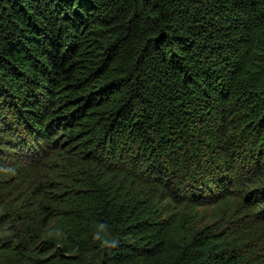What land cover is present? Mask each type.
<instances>
[{"label":"trees","instance_id":"1","mask_svg":"<svg viewBox=\"0 0 264 264\" xmlns=\"http://www.w3.org/2000/svg\"><path fill=\"white\" fill-rule=\"evenodd\" d=\"M0 264H264V0H0Z\"/></svg>","mask_w":264,"mask_h":264},{"label":"rangeland","instance_id":"2","mask_svg":"<svg viewBox=\"0 0 264 264\" xmlns=\"http://www.w3.org/2000/svg\"><path fill=\"white\" fill-rule=\"evenodd\" d=\"M211 211H212V209H211V208L207 209V212H208V214H210V213H211Z\"/></svg>","mask_w":264,"mask_h":264}]
</instances>
